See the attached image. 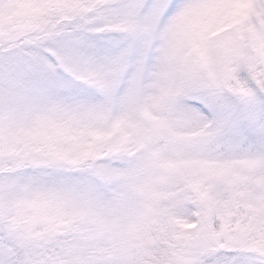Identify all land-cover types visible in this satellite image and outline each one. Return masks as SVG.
I'll return each mask as SVG.
<instances>
[{"label":"snow or ice","instance_id":"snow-or-ice-1","mask_svg":"<svg viewBox=\"0 0 264 264\" xmlns=\"http://www.w3.org/2000/svg\"><path fill=\"white\" fill-rule=\"evenodd\" d=\"M0 264H264V0H0Z\"/></svg>","mask_w":264,"mask_h":264}]
</instances>
